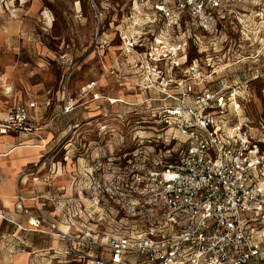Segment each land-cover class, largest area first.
<instances>
[{
  "label": "built area",
  "instance_id": "2783aa9c",
  "mask_svg": "<svg viewBox=\"0 0 264 264\" xmlns=\"http://www.w3.org/2000/svg\"><path fill=\"white\" fill-rule=\"evenodd\" d=\"M234 1L131 0L128 16L119 18V49L106 70L129 79L128 88L145 95L149 107L157 104L159 122L180 146L173 159L149 172L157 210L143 228H116L106 237L83 236L80 241L59 232L69 244L68 254L78 243L102 250L79 251L85 264H264L263 140L240 115L235 87H202L206 76L189 59L190 33L185 28L187 20L211 27ZM93 5V51L100 54L102 48L103 57L108 16L104 18L102 9L110 6ZM121 60L126 70L119 67ZM96 85L91 81L85 94ZM11 92V87L6 89V94ZM36 108L34 101L11 108L0 120V131H34ZM18 199L24 211L23 196L18 194ZM31 224L55 229L37 217Z\"/></svg>",
  "mask_w": 264,
  "mask_h": 264
},
{
  "label": "rangeland",
  "instance_id": "374dc122",
  "mask_svg": "<svg viewBox=\"0 0 264 264\" xmlns=\"http://www.w3.org/2000/svg\"><path fill=\"white\" fill-rule=\"evenodd\" d=\"M94 2L100 8L117 5L114 16L119 19L128 16L131 0H0V87L4 99L10 87L8 98L26 87L51 88L64 95L67 84L73 96L80 97L82 85L98 81L95 90L103 98L83 106L79 102L74 114L77 125L60 139L54 155L55 161L62 162L55 180H69L74 188L77 241L85 236L79 230H91L90 238H98V233L106 237L116 228H143L145 219L157 210L150 194L154 184L149 172L173 159L180 146L159 122L154 112L157 104L152 109L145 95L128 88L129 79L107 72L120 43L119 38H113V24H104L108 41L105 57L102 48L100 54L93 51L97 28ZM227 6L228 12L217 15L211 27L187 20L189 59L196 61L206 76L202 87L220 89L230 84L236 88L240 115L256 128L253 131L262 138L264 149V0H235ZM102 10L104 18L115 12L112 8ZM109 97L119 101L111 103ZM60 120L58 127H69L68 120ZM75 248L68 255L75 260H79V251H91L78 243ZM67 249L70 252L69 246Z\"/></svg>",
  "mask_w": 264,
  "mask_h": 264
},
{
  "label": "crops",
  "instance_id": "0c3cea01",
  "mask_svg": "<svg viewBox=\"0 0 264 264\" xmlns=\"http://www.w3.org/2000/svg\"><path fill=\"white\" fill-rule=\"evenodd\" d=\"M116 6H110L115 12L112 17L107 18L108 23L106 22L111 26V20L114 25L112 35H116L115 25L119 21L114 16L117 13ZM109 32L111 30L108 29ZM113 38L109 40L112 41ZM110 47L107 50L111 53ZM115 57L108 64H112ZM102 63L104 68L105 61ZM121 66L126 70L123 60L119 67ZM91 81L93 80L81 86L80 97L73 96L69 84L65 87L64 95L60 91L54 93L51 88L26 87L18 89L11 98H8L11 94H5L7 99H4V90L0 87V120L7 116L11 108L19 104L29 101L37 103L34 110V131H0V264H55V261L59 264H69L73 261L85 264L80 258H69V244L59 235V232H64L76 237L78 228L75 227L74 217L78 212L73 204L74 188L69 180H55V176L60 175L62 162L55 161L54 155L60 139L77 125L74 114L79 102L80 106H83L90 100L98 102L103 98L99 90H95L98 85L89 89L91 98H88L89 93L85 94ZM113 99L115 102L119 101L114 97L108 98L111 103H114ZM66 107L70 108L68 112L65 111ZM61 118L68 120L69 127H58ZM102 127L103 125L102 130L105 129ZM68 159L69 157H66L65 161ZM55 170L58 171L56 175L53 174ZM18 194L23 196L24 211L18 206ZM80 194L82 197V191ZM34 217L54 225L55 229L45 224L33 226L31 219ZM87 231L88 229L79 230L85 236L93 235L91 230ZM102 237L104 236L98 233V238ZM19 248L24 251H18ZM91 251L100 253L102 250L96 248Z\"/></svg>",
  "mask_w": 264,
  "mask_h": 264
}]
</instances>
